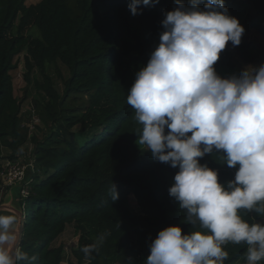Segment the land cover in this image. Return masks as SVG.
Here are the masks:
<instances>
[{
	"label": "trees",
	"instance_id": "obj_1",
	"mask_svg": "<svg viewBox=\"0 0 264 264\" xmlns=\"http://www.w3.org/2000/svg\"><path fill=\"white\" fill-rule=\"evenodd\" d=\"M130 3L0 0V171L5 160L27 156L23 150L17 153L26 143L35 145V167L24 183L29 194L20 201L25 215L21 247L37 257L33 264H64L68 257L70 264H145L164 228L179 225L184 234L199 230L184 222L185 214L169 195L179 169L155 160L137 143L141 125L127 104L136 73L158 46L161 22L177 7L176 0H153V5H141L143 12L136 16ZM225 3L246 29L242 43L233 47L229 42L215 65L218 74L228 77L234 68L231 50L248 59L252 44L247 35L256 30L264 37V0ZM22 53L30 87L20 100L11 72ZM31 94L40 124L39 133L29 137L27 122L34 114L23 113V103ZM201 163L218 169L221 183L234 179L236 169L223 164L219 153ZM113 183L119 193L115 201ZM240 214L249 223L264 219L247 210ZM69 226L78 239L66 254L54 242ZM101 234L106 239L99 252L86 259L81 249ZM247 247L225 244L222 264H246Z\"/></svg>",
	"mask_w": 264,
	"mask_h": 264
},
{
	"label": "clouds",
	"instance_id": "obj_2",
	"mask_svg": "<svg viewBox=\"0 0 264 264\" xmlns=\"http://www.w3.org/2000/svg\"><path fill=\"white\" fill-rule=\"evenodd\" d=\"M176 4L165 13L159 44L136 73L127 104L141 125L137 143L155 160L179 169L169 195L185 214L184 222L199 230L184 234L179 225L164 228L145 264H222L228 242L245 243L246 264H260L264 219L249 223L240 211L264 218V64L222 77L215 65L229 42L242 43L245 27L229 14L225 0ZM141 5L153 0H131L133 16L142 14ZM214 153L236 169L234 179L221 183L219 170L201 163ZM118 199L113 183L112 200ZM20 223L18 215L0 214V264L37 259L20 245ZM105 239L101 234L84 246L85 258L99 252Z\"/></svg>",
	"mask_w": 264,
	"mask_h": 264
},
{
	"label": "rangeland",
	"instance_id": "obj_3",
	"mask_svg": "<svg viewBox=\"0 0 264 264\" xmlns=\"http://www.w3.org/2000/svg\"><path fill=\"white\" fill-rule=\"evenodd\" d=\"M38 1L40 0H28L29 3H36ZM247 36L252 44L249 50V57L248 59H245L236 50L232 49L231 51L233 53L234 68L229 69L230 72L227 74V76H230L232 74H238L240 71H242L245 67L249 65L259 67L261 64H264V37L260 35L256 30L252 31ZM24 55L25 54L22 53L21 55L17 56L15 61L18 63V67L15 70H12L11 72L15 95L20 100L26 96V89L30 87L28 81L25 78L27 71L24 62ZM63 72L64 74L66 73L65 70ZM57 85L61 89L63 87V82L60 79H57ZM34 95H36L35 92ZM32 99H33V95L32 94L28 95L26 97L25 102L23 103V113L32 112L34 114L31 118V121L27 122V125L29 126V137L31 136V134L39 133L38 130L36 131V129L38 128V126L36 128V125L40 124V121L35 114V109H33L32 107ZM34 146L35 145L29 141L24 145V147L19 149L17 153H19L20 150L27 152V156L22 157L21 160H24V163L27 164L32 163L35 166V158L32 155V150ZM4 152L6 155L11 154V150L9 149H4ZM30 176H31V172H29L28 178H30ZM21 187H22V183L17 186L16 188L17 193ZM131 208L135 210L136 209L135 204H131ZM5 213L6 212L0 211V214H5ZM77 239L78 237L74 233L73 227L69 226L68 229L54 242V245L60 246L62 244L64 246L65 253L68 254L70 253V249H72V247L76 245ZM68 260H69L68 262L71 263L70 257H68Z\"/></svg>",
	"mask_w": 264,
	"mask_h": 264
},
{
	"label": "built area",
	"instance_id": "obj_4",
	"mask_svg": "<svg viewBox=\"0 0 264 264\" xmlns=\"http://www.w3.org/2000/svg\"><path fill=\"white\" fill-rule=\"evenodd\" d=\"M29 169H34L32 163L25 165L22 160H5L0 171V203L10 188L18 186L21 183L23 187L20 190V195L24 198L29 194V188L24 186ZM68 261L67 259L64 264H70ZM89 262L90 261H85L82 264H88Z\"/></svg>",
	"mask_w": 264,
	"mask_h": 264
},
{
	"label": "water",
	"instance_id": "obj_5",
	"mask_svg": "<svg viewBox=\"0 0 264 264\" xmlns=\"http://www.w3.org/2000/svg\"><path fill=\"white\" fill-rule=\"evenodd\" d=\"M16 188H17V186H14L11 189L16 191V195L20 197V190H18V193H17ZM3 203H4V201L2 203H0V211H2L4 209H12L13 211H15V213L13 212V214L14 215H18L20 217L21 223L19 225V229L18 230H19V233H20V245H21L22 244V238H23V232H24V224H25V215H24V213L22 211V207H21L20 204L16 208L15 206H7V205H5Z\"/></svg>",
	"mask_w": 264,
	"mask_h": 264
},
{
	"label": "crops",
	"instance_id": "obj_6",
	"mask_svg": "<svg viewBox=\"0 0 264 264\" xmlns=\"http://www.w3.org/2000/svg\"><path fill=\"white\" fill-rule=\"evenodd\" d=\"M20 201L21 199L16 195V191L11 189L8 191L3 204L7 206H15L17 208L20 204ZM2 212H6L5 214H13V212L15 213V211H13L12 209H4L2 210Z\"/></svg>",
	"mask_w": 264,
	"mask_h": 264
}]
</instances>
